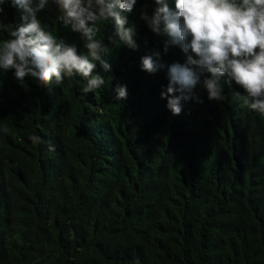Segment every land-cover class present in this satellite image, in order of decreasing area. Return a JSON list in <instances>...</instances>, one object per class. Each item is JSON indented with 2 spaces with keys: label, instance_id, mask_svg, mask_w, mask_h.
I'll use <instances>...</instances> for the list:
<instances>
[{
  "label": "trees",
  "instance_id": "trees-1",
  "mask_svg": "<svg viewBox=\"0 0 264 264\" xmlns=\"http://www.w3.org/2000/svg\"><path fill=\"white\" fill-rule=\"evenodd\" d=\"M158 6L137 0L121 13L136 27L135 49L110 43L114 22L100 23L110 71L97 64L98 90L85 93L79 76L18 83L0 69V264H264V115L234 83L220 102L198 85L203 103L171 113L160 98L166 66L185 54H165L168 37L140 18ZM4 7L19 23L20 11ZM57 16L50 6L38 19L85 53ZM155 52L165 68L142 71L140 58ZM117 82L127 99L115 98Z\"/></svg>",
  "mask_w": 264,
  "mask_h": 264
},
{
  "label": "clouds",
  "instance_id": "clouds-1",
  "mask_svg": "<svg viewBox=\"0 0 264 264\" xmlns=\"http://www.w3.org/2000/svg\"><path fill=\"white\" fill-rule=\"evenodd\" d=\"M159 5L149 16L141 11L140 18L156 34L163 32L168 39L163 51L178 46L185 54V62L167 65L168 84L160 93L173 115L182 112V101L202 100L193 90L199 85L207 98L217 102L226 99L223 85L233 83L242 89L235 96L250 110L264 115V0H154ZM137 0H0V32L7 38L0 41V69L11 70L18 83L25 78L38 86L60 85L66 78L81 77L84 92L98 90L105 85V77L96 72L97 64L104 71L110 65L104 56L109 49L104 43L100 23L114 22L115 37L106 39L130 49L137 47L135 25L125 27L127 17ZM5 5L16 8L19 23L11 22ZM54 6L57 21L79 34L86 49L80 53L75 44H67L42 26L38 14ZM147 5L145 4V7ZM99 35V38H97ZM155 57V59H154ZM159 52L140 58L141 70L155 74L165 68L159 64ZM117 100L127 99V86L116 83ZM34 144L44 143L32 135ZM55 146L49 143V151Z\"/></svg>",
  "mask_w": 264,
  "mask_h": 264
}]
</instances>
